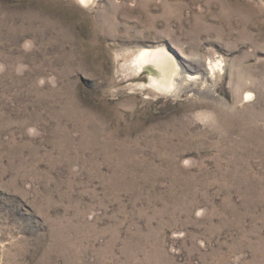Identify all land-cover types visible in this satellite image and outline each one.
Wrapping results in <instances>:
<instances>
[{"label":"rangeland","instance_id":"obj_1","mask_svg":"<svg viewBox=\"0 0 264 264\" xmlns=\"http://www.w3.org/2000/svg\"><path fill=\"white\" fill-rule=\"evenodd\" d=\"M87 3L0 0V264H264V0Z\"/></svg>","mask_w":264,"mask_h":264},{"label":"bare ground","instance_id":"obj_2","mask_svg":"<svg viewBox=\"0 0 264 264\" xmlns=\"http://www.w3.org/2000/svg\"><path fill=\"white\" fill-rule=\"evenodd\" d=\"M81 1L87 3L89 0ZM133 64L138 72L151 69L153 75L150 86L171 96L174 94L187 95L189 91L187 87L197 82L199 78L207 82L214 80L219 73L224 72V65L221 61L204 63L198 60L187 63L180 60L178 63L173 54L164 48H141L135 55ZM179 65H182V69ZM251 98L252 94L248 92L246 101H250Z\"/></svg>","mask_w":264,"mask_h":264}]
</instances>
